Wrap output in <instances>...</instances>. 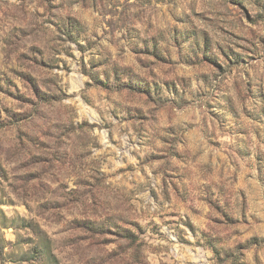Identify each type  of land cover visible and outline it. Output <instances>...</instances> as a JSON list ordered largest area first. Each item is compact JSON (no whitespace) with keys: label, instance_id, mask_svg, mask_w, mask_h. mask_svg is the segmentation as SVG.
<instances>
[{"label":"rangeland","instance_id":"rangeland-1","mask_svg":"<svg viewBox=\"0 0 264 264\" xmlns=\"http://www.w3.org/2000/svg\"><path fill=\"white\" fill-rule=\"evenodd\" d=\"M0 264H264V0H0Z\"/></svg>","mask_w":264,"mask_h":264}]
</instances>
